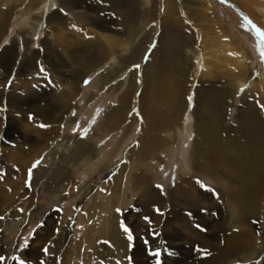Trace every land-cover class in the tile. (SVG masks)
Returning a JSON list of instances; mask_svg holds the SVG:
<instances>
[{
    "label": "bare ground",
    "instance_id": "6f19581e",
    "mask_svg": "<svg viewBox=\"0 0 264 264\" xmlns=\"http://www.w3.org/2000/svg\"><path fill=\"white\" fill-rule=\"evenodd\" d=\"M21 1L22 0H0V42L2 38L1 36L4 35L5 29H7L9 26L8 22L11 20V17H13V15L16 14L14 13V11L16 10L15 7L20 6L18 4ZM119 1H121L122 4L115 5L114 3H112L113 6L111 7L114 10H116L117 14L119 15L121 14V16L126 15V17L123 18L127 23L125 22L123 23V25L120 24L122 31L118 30L119 33L118 31H111V32L123 34L122 36H120L121 38H124L122 41H119L120 45H118L117 43L116 44H111V42L108 43L106 41L105 35L103 36V33H99V31H95L91 29L90 27L94 26V24L86 23L87 21H89V19H91L88 13L91 11L89 9L82 11L83 6L78 5L77 2L76 3L72 2V0H58L60 11L57 12L55 15L53 14L54 17L51 20L54 21V23L51 25L52 28L50 27V30H47L48 34L49 33L53 35L60 34V36H62V34L64 33H62V31H59L58 26L63 25L66 26V28L69 31H72L73 32L72 34H74L75 37L85 39L89 43L88 45H86V47L92 46L93 43L100 44V46L99 47L97 46L96 50H94V54L92 53L93 54L92 56L87 55V57H85V62H84L85 64L82 67V69H85L86 67L87 69L88 67L94 69L97 65H99V63L102 62L101 60H103L104 57L108 55L112 57V61L114 63L118 62L117 65H123L125 67L130 63L136 61L135 59L137 58V56H135L134 58L131 57L125 58L127 57V53L129 50L128 48L130 47L129 45L133 44L127 42L128 38H130L128 34H132L133 32L132 33L129 32L131 30L126 29V27L132 23L131 22V20H133L132 18H135L134 13L132 12L133 10H130V8L134 9L135 6L133 5L132 1H129L127 3L125 2V0H119ZM167 1L171 3L174 2V0H167ZM195 1L201 2V0H195ZM203 1H205L204 6H206L207 8V11L204 10L205 13L203 14L205 16L203 15V18L205 20L208 19L209 24H211L210 26H208L209 29L207 30L209 31L216 30L217 34H214V36L217 35L216 37L218 38L212 36L213 34H202L201 39L203 40L199 42L197 34H188V36L186 37L184 36L183 39H181L182 37H180L181 42L179 41V43L181 44L180 46L183 54L180 60L176 59L175 60L176 63L174 65L171 64V67H174L173 69H175L174 72L171 71L172 72L171 76L168 73H165L166 72L165 67L168 66L167 61L169 59L168 56H166L167 53L164 52L162 43L160 47L156 46L158 47V49H156L157 51L153 52V54L151 53L152 55L150 54L143 67V72L141 70L142 75L141 74L140 75L142 76L143 79V85L139 96V105L137 107L138 113H134V115H132L128 111L129 106L127 103L128 102L127 98L129 95L126 92H124L125 90H123L127 87L126 81L125 82L122 81L123 83L121 82L120 85L119 84L117 85L116 82H109L110 85L108 86L109 88L107 90V95L110 99L113 100V102H116V106H112L110 104L111 106H109L108 111H106L103 114L102 118H100L101 121L97 123L95 129H98L101 132L100 138H109V139L112 138L113 139L112 144L110 145L105 144L106 147H104L105 146L104 145L103 146L104 148L97 149L95 144H93V142H89L88 140L84 139L83 142L79 141L76 144L77 146L74 148L75 151L73 153H76V157L78 158L84 157L83 159L89 161V159H91L89 158V156L93 152L94 155L92 158L94 159V161L96 160L99 163L105 162V164H107V162H111L112 159H114L117 155L120 154L121 150H123L122 144L123 145L125 144V146H127L123 154L124 164L122 170H120V172L113 179L107 182H103L101 185L97 186V191L94 197L90 198V200L87 201L88 203L87 204L85 203V206H82L79 209V211L83 213L85 217L88 219L89 218L93 219L96 216L104 217L105 223L107 225L105 230L107 231L108 234L105 238L107 245L97 241L94 243V247L91 246L89 249V246H86L85 244L80 243L78 241L76 242L74 238L70 237L67 231L61 232L59 229L57 230L56 229L54 230L53 228L47 229L43 234V236L45 237V239H43L44 241L51 239L56 234L58 244L60 246H64L65 248L63 251L64 254H68L71 257L75 256L74 262H77L78 264L80 263L89 264L91 257H95L96 258L95 261H103L104 258H108L109 256H116L122 263H125L129 259V256L131 255L133 256V260H135L136 264L137 263L147 264L145 261L149 259L148 256L149 252L151 254L152 250L154 251L158 247L163 248V255L171 264H220L219 260L225 258L230 252H233V250H235V248L237 247L244 248L246 244L244 240L245 236L243 235V233L229 231L227 234L225 233L223 234L222 231H220L224 227L223 225L227 223L225 220V216L223 214L224 208L222 207L220 202L225 200V202L227 201L229 204L232 203L237 204L239 193L241 194V191L243 189L247 190L249 188L248 185H250L252 177H254L255 174L260 175L261 173H264V152L260 153L259 152L260 149L254 150L253 147L254 144L252 141L253 129L254 127L256 128L260 124V119H259L260 116H258L259 118L257 119L255 118L256 121L253 119L254 121L251 122L250 118H246L243 115H241L242 112L240 110L242 109L237 110V106L234 103L235 96L238 94L239 89L241 87H244L245 89L243 92V98L247 99L251 97L258 105L260 104L261 106V103L264 104V90L261 86V82H260L261 78L260 80H258V82L255 79L251 81V78L249 77V75L251 76V73L247 75L248 71H251L252 67L247 66L246 63L247 57L244 51L245 48L242 46V43L240 44L238 41L235 42L232 39V37L228 38L230 37L231 34L228 35L226 34V32L223 33L221 32L218 17L216 11L213 10L211 1L210 0H203ZM261 4H263V2ZM44 7H45V1L43 0H40L39 2L34 1L26 6L24 14L29 15L33 11L36 13L38 11L43 13L42 10L44 9ZM146 15H150V13ZM143 16L145 17V15ZM32 17L36 19L37 23L34 26H35V30L37 31V28L39 26V25L37 26L39 21L38 20L39 16L32 15ZM140 19L143 20V18ZM145 19L143 22H147ZM123 20H120V22H122ZM201 21L205 23L204 20ZM116 26L119 25H115V27ZM106 35L109 36L108 34ZM58 37L59 36H57V38ZM65 37H70V35L68 36L65 35ZM139 37L141 38V36ZM170 37L172 38V36ZM107 39L113 42H118V39L112 40L110 39V36ZM167 39L169 40V38ZM216 39L219 41L217 43H219L221 46V51L219 50L220 52L217 51L218 50L217 45L215 44ZM171 40L169 41L172 42ZM177 42L178 41H175L174 43L175 47L179 46V43L177 44ZM104 43L107 44L104 45ZM24 45L27 50H25L24 48L25 54H23L24 55L23 57L27 59V54L32 52L31 49L29 50L28 48L29 45H31V41L27 42V40H25ZM70 45L72 47L73 43H71ZM17 46L18 44H14V47L5 50L2 57L0 58L1 60L6 55V59L9 60V62L8 63L6 62V64L2 60L0 62V74L4 75L3 77L0 76V117L3 115L2 113L4 111L3 106H5L6 113L7 115L10 116L11 122L16 126H19V121L15 119H19V120L24 119L26 118L25 114L32 113V117H31L32 123L31 126H29L31 130L28 129L27 127L24 128L25 129L23 134L24 137L22 138V141L25 142L26 144L32 145V148L30 147L29 148L33 150L34 155H36L39 150L41 151L46 147H48L45 154L48 158L52 159L53 154H55L56 152L55 145L59 144L62 139L61 137H59V134L61 133L59 129L62 125L61 118H63L64 114L70 112L71 110H76L77 112H80L82 109L86 108L87 104L93 107V102L92 103L89 102L88 97L86 96L84 97V95L83 97H80L79 89L77 88V83L75 80L76 79L75 74H69V73L64 74L60 72L61 68H64V64L61 66L57 65L55 61L51 60L49 55H47V57L45 58L46 64L45 66H43L42 62L40 61L41 58L39 57L40 55L39 51L32 52L30 58L33 59V61H35L32 63H35V65L39 66V71L33 75H27L26 70L24 69L18 70L16 72V75H14V79L10 83V88L8 92H5L4 88L7 85L8 81L7 80L1 81V78L8 79L9 77H11L13 73L12 71H14L13 66H15L14 61L17 57L16 56ZM66 50L67 49H65V52ZM221 57L222 59L224 57V59L222 60ZM231 60H233V65H231ZM31 61L32 60L25 61L23 67L24 68L31 67L32 63H29ZM199 63L202 67L201 76L199 78L198 86L196 89L194 109L192 111L193 129L195 132V137L191 143L192 146L188 153L189 159H184L182 165H184L185 167H181L180 169L181 173L188 174L189 176L178 177L179 181L176 182L174 188L169 189L168 191L165 192L163 188L161 189L156 187L157 184L160 183L158 178L160 176L156 173H158L157 171L159 168L161 170L163 169L162 170L163 172L168 169L169 161L166 162L164 156H169L170 158H172L175 150L179 148L181 154L183 153V148L180 147V143H182L186 139L185 136L180 137L179 133L181 134L184 131L183 118L185 111L188 107L187 104V99L189 96L188 92H189L190 84L194 81L193 80L194 75L197 71V65ZM17 65H20V63ZM219 70H222V72L221 71L219 72ZM231 71L236 72V74H231L232 75L231 76L229 74L231 73ZM62 74L64 75V77H62ZM219 74H225L228 80L227 79L226 80L224 79V81L223 79L220 80L218 78ZM111 75H116L113 69L108 72L106 71V73H104V76L103 74H99V76L97 77L98 80L96 82L99 83L102 82L103 79L104 80L106 79L107 80L106 85H108V81ZM246 81L249 82L247 83ZM247 84L250 85V86L248 85L249 86L248 88L246 87ZM100 85L101 87H104L103 85H105V83ZM128 85H130V82ZM126 91L128 92L127 88ZM119 93H122V95L119 96ZM76 99L81 102L82 104L81 106L76 104L75 102L77 101ZM40 102L42 104H37ZM230 109L235 110L237 119L239 118V116L244 117V119H247V122L243 121L244 123L242 124L241 127L231 126V122L235 119V113H232ZM138 116H140L141 119ZM40 121H43L42 123H45L44 125H47V127H40L41 125L39 123ZM64 122L71 123L67 120ZM0 125H1V120H0ZM136 126H139V130H140V134L138 138H134L135 140L132 144L126 145L128 140L133 139L131 137L135 132L134 128ZM39 127L40 130H38ZM2 128L3 127H0V132ZM60 130L62 131V129ZM13 135L15 134L13 133ZM260 135L261 134L259 133L258 138H260ZM55 137L58 138L55 139ZM0 150H2L1 146H0ZM60 152L61 151H59V153ZM25 154L26 153H24V155ZM5 155H7L6 152ZM29 156H27L26 154V159H28L27 157ZM69 159L70 158H68V160ZM24 162L27 163V160H24ZM142 167L144 169L139 174H136L134 172V171H138ZM154 171L156 172L155 174L152 173ZM19 173H20V168H14L13 176L11 177H13L14 179L15 177H18L17 175H20ZM37 174H39V172H37ZM22 178L23 177H21V179ZM99 179L100 178H98L97 180L99 181ZM13 181L15 182V180ZM198 181L199 182L204 181V183H206L205 181L212 182L213 190L205 192L204 187H201V183H198ZM253 181L255 182L256 180ZM61 182L63 183L64 189L66 190L67 193H72L73 191H75V185L73 187V184H71V180L68 181L67 178H64V180H62ZM119 183L120 185L121 184L123 185L122 188L127 193L126 194L127 197L133 199V197L135 198L138 196L140 202H142V199L146 198V201L144 202V206L141 207L140 210L139 208L138 209L136 208L137 216L136 215L135 216L137 218H140L141 220L147 217L148 218L147 222L149 221L151 222L154 232L158 233L160 237V240H158L157 238L155 239L153 235H150V237L153 238L151 239L148 237L147 239L150 247L149 248L142 247L134 251L131 255L129 253L127 241H126L127 233L123 231L121 224H119L120 223L119 219L121 217L120 215L115 216L114 214L117 213L116 212L117 210L113 208L108 209V211L104 210V207L102 208L103 204L99 206V204L97 203L98 202L97 197L99 193H104L108 198L110 197L113 198L119 189L118 188ZM0 186L2 187V180ZM14 186L15 185L9 188L5 187L6 188L5 192H0V205L9 204L10 206V203L14 201L16 196H17L16 199H18V196L20 195H17L18 194L17 193L15 196V194L13 193L15 191ZM236 191L237 192L240 191V192L237 193ZM123 193L122 195H124ZM63 198H70V197L64 195ZM109 200L108 203H110ZM108 205L111 207V204ZM19 207L20 209L23 210L25 214L26 210L24 209H26V207L24 206H19ZM262 211H263L262 212V221H263L264 205L262 207ZM116 217H118V219ZM23 221L24 220L18 222L17 220L15 222H10L8 226L17 230L19 226L22 225ZM192 221L195 223L196 222L204 223L203 226L201 227L203 228V231L202 229L200 230L201 232H204L206 228L211 229L214 226L216 230L220 232H218L217 235L212 236L213 241L215 242L220 241L221 243L220 245L216 244L217 246L212 244L209 245V243H207L206 253L208 255L206 256L204 255L202 257L201 253H199L198 251H192V252L190 251L187 254H184L182 258L180 256L181 253L178 250L180 246L174 245L172 248L167 244H165L163 240L168 238L169 241L171 240L173 242L182 241L181 237H184L183 235H185L184 229ZM205 222H208V224L205 225ZM228 224L231 226V223ZM194 232H195V236L193 235V237L195 238V240L204 238L203 235L205 234L202 235L196 232V230ZM259 234L260 235L259 237H257V241H256L257 243L256 249L250 250L248 255L245 256V259L242 260L248 261L249 259L250 260L256 259L260 257L261 254L264 252V232L262 233L259 232ZM181 244H183V242ZM1 247L3 248L2 251L7 250L6 248L8 247V241H5L3 244H1ZM91 249L92 251H90ZM246 249H249V247H247ZM150 257L152 258V256ZM143 259L144 260L146 259L144 261L145 263H143ZM154 260L156 259L154 258ZM33 263L40 264L38 263L37 260L33 261Z\"/></svg>",
    "mask_w": 264,
    "mask_h": 264
},
{
    "label": "rangeland",
    "instance_id": "374dc122",
    "mask_svg": "<svg viewBox=\"0 0 264 264\" xmlns=\"http://www.w3.org/2000/svg\"><path fill=\"white\" fill-rule=\"evenodd\" d=\"M34 1L39 2L40 0H22L18 4L20 6L15 7L16 10L14 11V13H16L17 15L13 13L14 15L13 17H11V20L9 21L10 23L8 22L9 24L8 28L5 29L4 35L1 36L2 38L0 42V58L2 57L5 50H8L9 48L14 47V44H18L16 48L17 57L14 61L15 66H13L14 71H12L13 76L11 75V77H9L8 79L1 78V81L2 80L8 81L7 85L4 88L5 92H8L10 88V83L14 79V75H16V72L18 70L20 69L26 70L27 75H33L39 71V66L35 65V63H32L35 61H33V59H30L32 52L39 51L40 53L39 57L41 58L40 61L42 62L43 66H45L46 64L45 58L47 57V55H49L51 60H54L57 65L61 66L64 64V68H61V71H60L61 73H64V74L69 73V74L76 75L75 80L77 83V88L79 89L80 97H83V95L84 97L85 96L88 97L89 99L88 101L91 103L93 102V107L87 104L86 108L82 109L80 112H77L76 110H71L70 112L64 114V117L61 118L62 125L60 124L61 125L60 129H62V131L59 129V131L61 132L59 134V137H61L62 139L59 144L55 145L56 152L55 154H53V156L55 155L56 157L52 156V159H50L45 154L48 147H46L45 149L41 151L39 150L38 153L34 155L33 150L30 149L32 148V145L26 144L25 142L22 141V138L24 137L23 135L24 130H25L24 128L27 127L28 129L31 130L29 126H31L32 119H30L29 117H32V113L25 114L26 118L24 119H21V120L15 119L19 121V126H16L11 122L10 116L7 115L6 113V107L3 106V110H4L2 112L3 117L2 116L0 117V120H1L0 127H3L0 132V146L2 147V150H0L1 151L0 152V160H1L0 165H2L0 166V185H1V180H2V187L0 186V192H5L6 188L13 187V185H15L14 186L15 191L13 193L15 194V196L17 193H18L17 195H20V196H18V199H16L17 198L16 196L14 201L10 203L11 207L9 206V204L0 205V212L2 213V214L0 213V217H3V219L0 220V226H1L0 227V255H3L4 257H6L3 264H19V261L13 259V257H19L23 259L26 262V264H34L33 261H36V260L40 264L41 262H43V264H73V263L78 264L77 262H74L75 256L71 257L68 254H64L63 251L65 248L64 246H60L58 244L56 234L51 239H48L45 241L43 240L45 239L43 234L45 230L47 229H51V228H53L54 230L59 229L61 232L67 231L70 237L74 238L76 242L78 241L80 243L85 244L86 246H89V249L91 246L94 247V243L97 241L107 245L105 238L108 234H107V231L105 230L107 225L105 223L104 217L96 216L93 219L91 218L88 219L85 217L83 213L79 211V209L82 206H85V203L87 204L88 203L87 201H89L90 198L94 197L97 191V186L101 185L103 182H107L113 179L120 172V170H122V167L124 164L123 154L127 146H125V144L124 145L122 144L123 150H121L120 154L117 155L114 159H112L111 162H107V164H105V162L99 163L96 160L94 161V159L92 158L94 155L93 152L89 156V158H91L89 159V161L83 159L84 157L83 158L76 157V153H73V152L75 151L74 148L77 146L76 144L79 141L83 142L84 139L88 140L89 142H93V144H95L97 149H102L106 147V145L112 144V141H113L112 138L111 139L100 138L101 132L98 129H95V126L97 125V123L101 121L100 118H102L103 114L106 111H108L109 106L111 105L116 106V102H113V100L110 99L107 95V90L109 88L108 86L110 85L109 82H116L117 85L118 84L120 85L122 81L124 82L126 81V86H127L126 88L128 92L126 91V88L123 90H125L124 92H126L129 95L127 98L128 99L127 103L129 106L128 111L129 113L134 115V113H138L137 107L139 105V96H140L142 85H143L141 70L143 72V67L148 57L150 56V54L151 53L153 54V52L157 51L156 49H158V47L156 46L160 47L162 43L164 52L167 53L166 56H168V58L170 59V60L168 59L167 61L168 66L165 67L166 69L165 73H168L171 76L172 74L171 71L173 72L175 71V69H173L174 67H171V64L174 65L176 63L175 60L176 59L180 60L183 54L181 46H180L181 44L179 43V41L181 42L180 37H182L181 39H183L184 36L186 37L188 36V34H197L198 40L200 42L203 40L201 39L202 34H213L212 36H214V34H217V33H216V30H213V31L207 30L209 29L208 26H210L211 24H209L208 19L205 20L203 18V15H204L203 13L207 11L206 6H204L205 1L203 0H201V2L195 1V0H174V2L172 3L167 0H151V1L150 0H125L126 3L129 1H132L135 8L134 9L130 8V10H133L132 12L134 13L135 18L136 19L138 18L137 20L135 18H132L133 19L131 20L132 23L130 25L128 24L129 26L126 27V29L131 30L129 32L131 33L133 32L132 33L133 35L128 34L130 38H128L127 42L130 44L131 43L133 44L129 45L131 49L130 47L128 48L129 50L127 53V57L125 58H130V57L134 58L135 56H137V58L135 59L136 61L133 62L134 64L130 63L129 65L124 67L123 65H117L118 62L114 63L112 61V57L108 55L106 57L103 56L104 59L101 60L102 62L99 63V65H97L94 69H91V67H88V69L87 67L85 69H82V67L85 64L84 63L85 57H87V55L92 56L94 54V50H96L97 46L99 47L100 44L93 43L92 46L86 47V45H88L89 43L85 39L75 37L74 34H72L73 32L69 31L66 28V26H63V25L58 26L59 31H62V33H64L62 34V36H60V34H54V35L50 33L48 34L47 30H50V27L52 28L51 25L54 23V21H52L51 19L54 17V15L57 12L60 11L58 0L56 1L55 0H43L45 1V7L42 10L43 13L39 11L37 13L34 11L31 12L33 16H39L38 18L39 21L37 20L38 21L37 26L39 25L37 28V31H38L37 32L34 26L37 23L36 19L32 17L31 14L29 15L24 14L26 6ZM80 1L72 0V2H75V3L77 2L78 5L83 6L82 11L86 9H89L91 11V12H88L91 19H89V21L86 22L87 24H91V23L94 24V26L90 28L95 31H99V33H103V36L105 35L106 41L108 43L111 42V44L117 43L118 45H120L119 41H122L124 38L120 37L123 34H118L119 33L118 30L122 31L120 24L123 25V23L126 22L125 19L123 18V17H126V15L121 16V14L120 15L117 14L116 10H114L111 6H113L112 3H114L115 5H120L122 4V2L119 0H116V1L115 0H105V1L104 0H86L87 2L85 0H80ZM210 1H211L213 10L216 11L221 32L222 33L226 32V34L228 35L231 34L230 37L228 36L227 37L228 38L232 37V39L235 42L238 41L240 44L242 43V46L245 48L244 51L247 57L246 59L247 66L252 67L251 71H248L247 75L251 73V76L249 75V77L251 78V81L255 79L258 82V80H260L261 78L260 82L264 90V58H262L261 56L262 51H264V43L259 37H257L254 31L255 29L257 31L259 30V32L261 33H264V28H263L264 27L263 25L264 24L263 23L264 22V11H263L264 10V0H236V1L235 0H224V1L223 0H210ZM262 2L263 4H261ZM85 6H88V7H85ZM147 8L151 12H149ZM255 12H256V15H255ZM149 13L150 15H146ZM240 14L241 15L243 14L244 18L240 16ZM143 15H145V17ZM148 16H151V17H148ZM170 16H172L173 18ZM140 18H143V20ZM144 19L147 22H143ZM120 20H123V21L120 22ZM201 20H204L205 23ZM86 23H83V24H86ZM115 25H119V26L115 27ZM111 31H118V33L116 32L113 33ZM106 34H108L110 36V39L112 40L118 39V42H113L107 39L109 36H107ZM65 35L66 36L70 35V37H65ZM145 35L147 38L145 37ZM57 36H59L60 38L59 37L57 38ZM139 36H141V38ZM170 36H172V38ZM216 36L217 35H215L214 37L218 38ZM167 38H169V40L172 39L171 40L172 42H170ZM25 40H27V42L31 41V45L27 47L29 48V50L31 49L32 52L28 54L26 53L27 59L23 57L24 56L23 54H25L24 51L27 50L24 45ZM174 40L178 41L177 44L179 43V46L177 47L174 46V43H175ZM217 42L219 41L216 39L215 44L217 45V49H218L217 51L220 52L221 46ZM71 43H73L74 46L72 45L71 47L70 45ZM106 44L107 43H104V45ZM65 49H67L66 52H65ZM1 60L5 62V64L6 62L7 63L9 62V60L6 59V55ZM30 60H32L31 62H29V63H32L31 64L32 66L24 68L23 67L24 62L30 61ZM19 63L20 65H17ZM134 65H139V68L136 70V68H134ZM231 65H233V60H231ZM112 69L115 71L116 75L110 76L108 85H106L107 83L106 79L105 80L103 79V81L99 83L96 82L98 80L97 77L99 76V74H103L104 76V73H106V71L108 72V71H111ZM201 69L202 67L199 63L197 65V71L194 75V79H193L194 81L190 84V88L188 92L189 93V96L187 99L188 107L185 111L184 118H183V130L184 131L181 134L179 133L180 137L185 136V139H186L182 143H180V147L183 148V153L181 154L179 150L180 148H179L175 150L172 158H170L169 156H164L165 161L166 162L169 161L168 169L163 172L162 171L163 169L161 170L159 168L157 171L158 173H156L155 171L152 172L160 176L158 177L160 183L157 185H162V188L164 189L165 192L168 191L169 189L174 188L176 182L179 181L178 177H188L189 176L188 174L181 173L180 169L181 167H185L184 165H182V162L184 161V159H189L188 153L192 146L191 143L195 137V132L193 129L192 111L194 109V102H195L194 100H195L196 89L198 86L199 78L201 76ZM131 70H133L134 72ZM220 71L222 72V70H219V72ZM229 74L230 75L236 74V72L231 71V73ZM0 76L3 77L4 75L0 74ZM62 77H64L63 74H62ZM218 78L220 80L223 79V81L224 79L228 80L225 74H219ZM85 81H87L88 83H85ZM129 82H130V85H128ZM103 83H105V85H103L104 87H101L100 84H103ZM248 85L249 84H247L246 86L247 88L250 86ZM244 89H245L244 87H241L239 89L238 94L235 96L234 103L237 106V110L242 109L240 110L242 112L241 115H243L246 118H250L251 122L254 120L256 121V119L259 118L258 116H260L259 118L260 124L256 128L254 127L253 134H252L253 136L252 135L250 136H252L254 150L260 149L259 152L263 153L264 152V108H263L264 104L261 103V106L260 104L258 105L254 101V99H252L251 97L247 99L243 98ZM120 95H122V93H119V96ZM75 102L79 106L82 105L79 100ZM37 104H42V103L40 102ZM230 111L232 113H235V110L233 109H230ZM73 113H75V115H73ZM67 116H70V117H67ZM138 117L140 118V116ZM244 117L239 116V118L237 119L236 113H235V119L231 122V126L241 127L245 121L247 122V119H244ZM66 120L71 123L64 122ZM42 122L43 121H40L39 123L44 125L45 123H42ZM38 130H40V127L38 128ZM134 131L135 132L133 136L131 137L133 139L128 140L126 145L132 144L135 140L134 138H138L140 134L139 126H136L134 128ZM13 133L15 135H13ZM259 133L261 134L260 138H258ZM56 138L58 137H55V139ZM59 151L61 152L59 153ZM5 152L7 153V155H5ZM22 152L26 153L27 156L30 155L29 157H27L28 159H26V154L24 155V153ZM9 155H10V158H9ZM68 158L70 159L68 160ZM24 160H27V163L24 162ZM37 161H39L38 164L36 163ZM62 162L64 163L65 166L63 165ZM34 164L36 165L35 167L33 166ZM14 168H20L19 174L22 176L17 175L18 177H15L13 179V177L11 176H13ZM143 169L144 168L142 167L138 171H134V172L136 174H139ZM37 172H39V174H37ZM263 174L264 173H261L260 175L255 174L254 177H252L250 185H248L249 188L247 190L243 189L241 191V194L239 193L240 191L238 192L236 191L237 193H239L237 204H233V203L229 204L227 201L225 202V200L220 202L222 207L224 208L223 214L227 222L226 224L223 225L224 227L220 231H222L223 234L224 233L227 234L229 231L243 233V235L245 236L244 240L246 242L244 246L245 249L243 247L235 248V250H233V252H230L225 258L219 260L220 264H264V260H263L264 252L261 254L260 257L256 259H253V260L249 259L248 260L249 262L242 260V259H245V256L248 255L250 250L256 249L257 237H259L260 235L259 232L261 233L264 232V219L262 221V212H263L262 207L264 205V175ZM21 177H23L24 180L23 178L21 179ZM64 178H67L68 181L71 180V184H73V187L75 185V191H73L72 193L66 192V190L64 189L63 183L61 182L62 180H64ZM98 178H100L101 180L99 179L98 181L97 180ZM13 180H15V182ZM253 180H256V181L254 182ZM26 181L29 182L30 187L26 186L25 184ZM205 182L206 183L202 181V184L206 186L204 187L205 192L212 191L213 183L210 181H205ZM5 183L8 187L5 185ZM24 185H25V188H24ZM121 185L120 183L118 184V188H119L117 191L118 194L117 193L115 194L114 196L115 198L114 197L108 198L104 193H99L97 197L98 198L97 203L99 204V206L103 204L102 208L104 207V210H107V211L110 208H113L115 210L117 209L120 210L119 212L116 211L117 213H114V214L115 216L120 215L121 218L119 219L120 221L119 224L123 223L131 230V235L133 239L130 241L128 239V234H127V239H126L128 250L131 255L134 251L142 247L149 248L150 247L149 243L145 244V240H147L148 237L151 238L150 235H153V233L155 232L153 230V226L151 223L147 222V220L145 219L141 220L140 218L136 217L137 209L139 208L140 210L141 207L144 206V202L146 201V198L142 199V202H140L139 201L140 199L138 198V196L135 198L133 197V199L127 197L126 196L127 193L122 188L123 185L122 186ZM28 189H30L31 191ZM122 193L125 195V197L124 195H122ZM64 195L69 196L70 198H63ZM107 199L108 200L110 199L109 200L110 203H108ZM108 204H111V207ZM19 206L26 207V209H24L26 210L25 214L23 210L20 209ZM116 218L118 219V217ZM17 220L18 222L24 220L22 222V225H20L17 230L8 226L10 222H15ZM197 223L198 222L195 223L192 221L190 224L187 225L186 228L188 229L186 228L184 229L185 235H183L184 237H181L182 241L173 242L171 240L169 241V239L166 238L163 240L164 243L172 248L174 245L180 246L178 250L181 253V255L180 254L179 255L182 258L184 254H187L190 251L191 252L198 251L197 249H200L198 252L201 253L202 257L204 255L205 256L208 255L206 253L207 243H209V245L212 244L215 246L220 245L221 243L220 241L215 242L213 241V238H212L213 235H217L218 232L220 231L216 230V228L213 226L211 229L206 228L204 232H201L200 230L202 229L203 231V228L201 227L203 226L204 223H198V224ZM228 223H231V226ZM207 224L208 222H205V225ZM197 225H199V227H197ZM195 230L196 232L202 235L205 234L203 235L205 239L201 238V239L195 240V238L193 237V235L195 236V232H194ZM153 236L155 237V239L157 238L158 240H160L158 233H155V235ZM5 241H8V247L6 248L7 250L2 251L3 248L1 247V244H3ZM25 241H27V245H28L27 247L24 246ZM182 242L183 244H181ZM246 246L249 247V249H246L247 248ZM45 247H47L48 249L47 254L43 252V249ZM90 251H92V249ZM155 251L160 252V256L158 257L159 259L156 256L151 255L149 252V255H148L149 259L148 260L145 259L146 261L143 259V263L146 262L147 264H157V260H159L160 264H171L164 257L163 248L158 247L156 250L154 251L152 250V252H155ZM150 256H152V258ZM129 258L130 259H128L125 263H122L116 256H109L108 258H104L103 261H95L96 258L91 257L89 264H117V261H119L120 264H136L135 260H133L132 255L129 256ZM154 258L156 260H154Z\"/></svg>",
    "mask_w": 264,
    "mask_h": 264
},
{
    "label": "snow or ice",
    "instance_id": "6c2138e0",
    "mask_svg": "<svg viewBox=\"0 0 264 264\" xmlns=\"http://www.w3.org/2000/svg\"><path fill=\"white\" fill-rule=\"evenodd\" d=\"M258 34H260L262 37H264V33H259V30H258ZM261 56H262V58H264V51H262ZM134 68L138 69L139 68V65H134ZM85 83H88V82L85 81ZM73 115H75V113H73ZM29 118L31 119V117H29ZM40 127H47V125L41 124ZM36 163L38 164L39 161H37ZM33 166L35 167L36 165L34 164ZM29 171H31V170H29ZM198 183H201V187H206L205 185L202 184V182H199L198 181ZM25 184H26V186L30 187V184H29L28 181H26ZM157 187L162 189V185H157ZM117 211L119 212L120 210L117 209ZM2 219H3V217H0V220H2ZM145 220H148V218L145 217ZM149 223H151V222L149 221ZM121 227H122L123 231L128 234V239L131 241L133 239V237L131 235V230L126 225H124L123 223L121 224ZM197 227H199V225H197ZM153 235H155V233H153ZM147 243H148V241L145 240V244H147ZM24 246L25 247L28 246L27 245V241H25V245ZM197 250L199 251L200 249H197ZM43 252L45 254H47V252H48L47 247H45L43 249ZM151 254L154 255V256H156V257H159L160 256V252L159 251L152 252ZM5 259H6V257H4L3 255H0V264H3V262L5 261ZM13 259L18 260L19 261V264H26V262L23 259L19 258V257H13ZM41 264H43V262H41ZM117 264H120V262L117 261ZM157 264H160V261L159 260H157Z\"/></svg>",
    "mask_w": 264,
    "mask_h": 264
}]
</instances>
